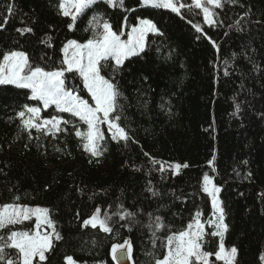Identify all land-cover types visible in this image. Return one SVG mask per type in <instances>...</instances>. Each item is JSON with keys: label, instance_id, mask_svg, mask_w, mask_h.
<instances>
[{"label": "trees", "instance_id": "1", "mask_svg": "<svg viewBox=\"0 0 264 264\" xmlns=\"http://www.w3.org/2000/svg\"><path fill=\"white\" fill-rule=\"evenodd\" d=\"M8 2L0 0V13H5ZM11 2L15 16L0 31V53L24 50L36 65L51 70L60 66V49L67 40L85 42L91 37V31L84 30L91 11L70 30V18L59 14V0ZM239 3L245 7L225 4L217 9L223 24L216 26L206 23L195 8L182 9L178 15L142 7L139 0H125V7L135 11L96 6L118 33L140 19L153 20L163 33H150L145 52L125 61L126 70L116 77L127 98L121 100L120 123L133 141L117 143L105 130L107 151L99 158L83 150L71 127L56 138L33 130L40 139H29L17 113L25 104L42 105L29 99V89L0 85V204L19 196V203L53 210L64 239L55 242L48 264H64L66 256L86 264H114L110 247L125 239L132 242L134 264H154L163 249L159 241L153 246L151 232L143 226L148 223L144 213L162 217L171 232L183 230L197 210L205 219L211 216V198L202 191L205 173L213 174L221 188L228 224L225 244L238 249L236 264H264L259 259L264 254V23H254L264 22V0ZM248 8L249 22H242L245 30L230 28ZM26 24L34 28V35L16 31ZM46 34L53 37L52 48L40 43ZM74 83L79 87L82 81L76 77ZM80 94L89 98L86 90ZM49 113L56 115L54 106L42 108V117ZM60 115L69 118L67 113ZM150 158L164 162L166 169L174 164L188 167L179 174L173 169L150 172ZM149 186L160 196L153 197ZM121 203L132 211L143 209L138 216L143 225L128 231L121 227L126 222L120 221L113 234L82 227L97 207L101 215L111 214ZM218 239L211 238L206 250L217 251Z\"/></svg>", "mask_w": 264, "mask_h": 264}, {"label": "snow or ice", "instance_id": "2", "mask_svg": "<svg viewBox=\"0 0 264 264\" xmlns=\"http://www.w3.org/2000/svg\"><path fill=\"white\" fill-rule=\"evenodd\" d=\"M139 3L145 8L169 9L178 15L181 14L182 9L192 11L194 7L202 11L205 22L210 26L223 24L215 9L222 10L225 4H239V7H245L244 4L239 3V0H192L191 5H186L181 0H139ZM100 4L125 12L135 11L125 7V0H59V14L70 18L71 22L67 25L70 30L75 29L76 22L88 11H91L92 15L84 29L91 31V37L83 43L76 39L67 40L60 49L63 56L57 68L48 70L36 65L29 53L24 50L0 53L2 57L0 85L29 89L31 91L29 99L42 105L37 107L25 104L17 113L21 121V131L27 132L29 139L39 140V135L33 136V130L45 137L56 138L60 134L69 133L71 127L75 136L80 139L83 150L94 158L103 156L107 151V138L102 128L104 125L111 134V140L125 144L133 141V137L120 123L124 113L121 100L127 98L120 91L116 77L126 70L125 61L145 52L150 33L163 35L153 20L140 19L137 25L131 27L127 38L122 39L124 33L114 31L105 15L96 10V6ZM250 15L251 9L248 8L229 27L237 32H243L245 28L242 22L248 23ZM0 16H3V22L0 23V31H3L9 23V18L15 16V4L11 0L5 5V13H0ZM254 23L264 22L254 21ZM194 27L196 31L203 32L200 26L194 25ZM16 31L21 36L35 34L34 28L27 24L17 28ZM52 40V35L46 34L40 39V43L52 48L54 46ZM227 63L228 61H225V64ZM224 74L229 73L225 70ZM76 77L82 81L79 87L74 83ZM81 90H86L88 99L80 94ZM53 106L56 115L49 113V117H42V108L47 110ZM236 111L237 113L240 111L239 104L236 105ZM62 113L69 114V118L65 119L60 115ZM73 118H78L80 123L78 124ZM81 124L86 126L83 131ZM150 162L152 164L150 172L155 170L163 173L168 169H174V174H179L182 167H188L187 164H175L168 165L166 169L164 162L155 158H150ZM209 163L211 164L212 161ZM147 191L153 197L160 196L159 191L151 186ZM202 191L211 198L212 215L205 219L203 213L197 210L186 227L179 232H171L170 226L164 223L163 218L152 213H144L148 217V223L143 225V221L138 219L143 209L132 211L125 208L122 203L111 214L104 212L101 215L102 210L97 207L88 219L83 220L82 227L91 226L93 229L99 228L104 233L113 234V226L120 221L126 222L121 227H127L128 231H131L135 225H143L151 232L153 246L155 247L156 242L159 241L163 249L162 257L155 258L154 264H216L218 261L223 264H236L238 249L235 246L230 248L225 246L228 224L225 222L223 202L218 195L221 188L207 173L203 175ZM20 199L16 196L15 202L0 205V264H48V254L55 250V242L64 239L53 218V210L22 204L19 203ZM158 232L167 234L158 236ZM115 235L118 236L119 232L116 231ZM217 237L218 250L215 252L206 250L210 239ZM132 253V242L130 239H125L123 242L113 243L109 254L114 264H134ZM259 259L264 261V254ZM65 261L66 264H76L72 256H66Z\"/></svg>", "mask_w": 264, "mask_h": 264}, {"label": "rangeland", "instance_id": "3", "mask_svg": "<svg viewBox=\"0 0 264 264\" xmlns=\"http://www.w3.org/2000/svg\"><path fill=\"white\" fill-rule=\"evenodd\" d=\"M181 2L182 3H185L186 5H191L192 4V0H181ZM194 8V7H193ZM216 10L217 9H215V12H216ZM200 12H201V15H202V17H203V13H202V11L201 10H199ZM216 17H214V19H215ZM203 20H204V17H203ZM205 21V20H204ZM138 23H139V21H138ZM132 27V26H131ZM131 27L126 31V32H124V35L122 36V39H126L127 38V34L131 31ZM81 43H83V42H81ZM42 107V106H41ZM102 128H103V130L105 131V130H107V126L106 125H104V126H102ZM175 165V164H174ZM173 165V166H174ZM173 171H174V169H173ZM207 174H209L210 176H212L213 177V180H214V183L216 184V182H215V177H214V175L213 174H211V173H207ZM217 185V184H216ZM217 186H219V185H217ZM220 187V186H219ZM219 195V199L221 200V198H220V193L218 194ZM0 205H2V204H0ZM29 206H32V207H36V206H40V207H47V208H49L48 206H46V205H29ZM50 209V208H49ZM225 246H226V244H225ZM226 248H230V247H227L226 246ZM74 259V258H73ZM75 260V259H74ZM132 260H133V256H132ZM76 261V260H75ZM64 264H66V261H65V263ZM76 264H86V263H81V262H78V261H76Z\"/></svg>", "mask_w": 264, "mask_h": 264}, {"label": "water", "instance_id": "4", "mask_svg": "<svg viewBox=\"0 0 264 264\" xmlns=\"http://www.w3.org/2000/svg\"><path fill=\"white\" fill-rule=\"evenodd\" d=\"M263 247H264V245H263Z\"/></svg>", "mask_w": 264, "mask_h": 264}]
</instances>
